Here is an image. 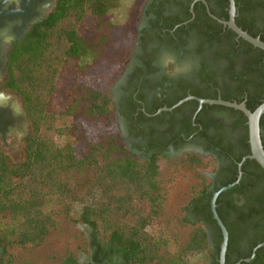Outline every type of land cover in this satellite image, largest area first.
<instances>
[{
  "label": "trees",
  "instance_id": "1",
  "mask_svg": "<svg viewBox=\"0 0 264 264\" xmlns=\"http://www.w3.org/2000/svg\"><path fill=\"white\" fill-rule=\"evenodd\" d=\"M163 1L179 4L181 12L165 15ZM163 1L156 10L147 12L154 11L156 15L150 29L146 30L148 37L160 44H174L183 52L186 36L194 32L195 50L201 58V66L195 74L202 83H210L212 91L199 87L191 88L190 93L184 90L171 101L150 105L148 113L156 112L163 105L171 107L189 94L218 98L213 95L217 88L222 99L245 101L251 111L261 105L264 102V50L238 38L234 31L224 30L222 24L211 19L202 3L194 6L195 20L184 24L192 16V0ZM235 1L241 12L236 19L238 25L253 36L260 35L264 41V28L255 25L256 17L264 23V0ZM118 4L119 0H57L47 18L13 42L8 57V78L1 89L9 88L20 95L31 130L18 159L13 158L0 141V258L3 264H14L9 253L15 244L45 239L55 223L56 209H61L60 214L68 222H82L93 229L88 246L96 263L118 254L121 257L118 264H147V260L156 257L165 264H220L223 234L213 217L211 200L217 190L237 180L238 163L251 154L248 118L241 110L210 104H204L196 115V122L203 126L207 149H213L229 161L222 166L216 182L202 173L210 162L214 165L211 172L218 171L214 157L187 153L173 161L176 168L191 170L201 180L200 188L194 187L183 208V221L195 228L189 240L173 253L171 237L154 236L147 231L158 213L151 202L159 198L162 191L159 158H166L158 154L165 145L153 139L154 130L149 133V146L155 148L152 156H141L128 148L110 91L86 78L93 68L86 58L97 57L92 40L85 39L76 28L54 33L70 14H76L79 19L85 13L103 17ZM215 43H218L216 48ZM208 49H211L210 58L203 56H207ZM123 60L124 56L120 63ZM71 62H74L73 80L68 85L66 106H54L51 100L45 99V84ZM142 97L141 93L131 97L130 106L137 107V100ZM198 105L196 100H189L175 110L184 106L196 110ZM215 110L232 118V128L240 133L238 151L229 136L217 140L208 135L209 127L223 126L221 120L212 116ZM123 112L129 115L128 110ZM137 117L144 121L148 115L140 112ZM100 127L109 128L111 132L94 136L91 131ZM63 136L67 137L65 143L59 141ZM261 136L264 144V115ZM242 170L240 182L223 191L217 199V211L229 232L226 264L251 257L253 248L264 242V235L256 234L257 228L261 225L264 228V168L249 158ZM105 214L128 216L133 224L130 227L116 225L108 231V238L101 239L95 217ZM64 264L81 263L70 254ZM240 264H264V245L256 250L252 260H242Z\"/></svg>",
  "mask_w": 264,
  "mask_h": 264
},
{
  "label": "flooded vegetation",
  "instance_id": "2",
  "mask_svg": "<svg viewBox=\"0 0 264 264\" xmlns=\"http://www.w3.org/2000/svg\"><path fill=\"white\" fill-rule=\"evenodd\" d=\"M161 1L163 0H146L144 3L142 19L137 30L135 45L116 82L115 90L112 93L113 104L117 113V121L119 122L122 137L128 148L141 156L153 155L155 148L149 146L151 137L149 133L155 130L152 135L154 137L153 139L165 145L164 149L159 150L158 156H164L166 159H180L187 153H195L203 158L214 157L219 166L218 171L210 175V179L216 182L222 172V166L229 160L223 156H219L213 149H207L206 147L208 145L205 136L202 135L203 126L196 122V115L204 104L200 106L197 99H190L196 100L199 103L196 110H194L192 106H184L180 110H175L181 105L180 104L172 110H163L159 112L161 108L168 107L163 105L158 108L156 112L148 113V108H151L150 105L158 104L159 102L163 104L169 100L171 101L184 90L190 93L191 88L199 87L204 90L209 89L212 91V85L210 83H202L195 74L201 66V58L195 50L194 32L186 36L187 42L183 45V52H180L174 44H160L148 37L146 30L150 29L151 20L154 19L156 15L154 11L150 13L147 12L149 9L156 10V8L160 7ZM171 1L174 2V0ZM176 1L183 2L186 0ZM164 2L165 1L162 3V8L164 9L165 15L170 16L181 12V6L179 4H173L170 1ZM196 3H202L211 19L216 23L222 24L224 30L230 29L234 31L222 22L230 19V0H192L190 7L192 16L189 20L185 21L184 24L195 20L196 15L194 13V6ZM56 4L57 0H0V92H8L14 96L20 97V95L9 88L1 89L8 78V57L13 42L22 38L33 25L47 18L51 12L54 11ZM235 6L236 21V19L241 16V12H239L236 1ZM225 13L227 15H225ZM255 15L257 14L255 13ZM226 16L228 19L225 18ZM198 22L201 23L200 20H198ZM255 23L257 27L264 28V23L260 18L256 17ZM166 31L165 29L163 30L164 33H166ZM170 31L174 32V30ZM257 37H260V35ZM238 38L241 37L238 36ZM217 46L218 43H215L213 47L216 48ZM210 50L211 49L205 51L207 52V56L204 54L203 56L210 58ZM161 52H171L182 59L186 58L191 60L195 66L194 70L179 78H169L158 63V57ZM139 93H141L143 97L137 100L138 106L132 108L130 106V98L137 97ZM213 93V95L218 96V98H222L219 88H217V90L215 89ZM191 95L192 94H189L188 96ZM20 99V109L13 106L11 102H0V141L4 147L9 137L18 142L21 141L23 144L24 139L31 130L23 100L21 97ZM124 110H128L129 115L125 114L123 112ZM164 111L166 112L165 114L159 115ZM131 112H133L132 116L130 115ZM140 112L147 113L148 118L144 121H139V117L135 118V116L140 115ZM212 116L217 120H221L223 126L220 128L213 126L209 127L207 131L208 135L214 136L217 140L229 136L238 151V138L240 133L238 130L232 128V118L226 116L224 112L219 110H215ZM197 127L198 129L196 130L195 128ZM142 131L144 132L140 133ZM217 149L219 148L217 147ZM241 202L243 203L244 199ZM256 234L260 236L264 235V228L262 225L257 228ZM260 244L263 246L264 242L258 245ZM258 245L253 248V252ZM120 261L121 257L118 254H113L110 257H104L97 263L92 258V255H90L88 259L79 262L81 264H118ZM0 264H3L1 258Z\"/></svg>",
  "mask_w": 264,
  "mask_h": 264
},
{
  "label": "rangeland",
  "instance_id": "3",
  "mask_svg": "<svg viewBox=\"0 0 264 264\" xmlns=\"http://www.w3.org/2000/svg\"><path fill=\"white\" fill-rule=\"evenodd\" d=\"M145 1L119 0L118 6L103 17L85 13L79 19L76 14H70L54 30V33L58 34L63 33V29L76 28L81 36L92 40L97 57L86 58L87 64H93L86 78L89 82L109 90L111 95L135 45ZM123 56L124 60L120 63ZM73 65L74 62L66 65L63 71H58L55 77L45 84V99L51 100L54 106H66L68 85L73 80ZM0 102H11L13 106L21 108L20 97L8 92H0ZM109 132L111 129L102 127L91 131L94 136ZM59 141L65 143L67 137L63 136L59 138ZM5 147L13 158L20 157L21 141L18 142L9 137ZM159 159L162 191L160 197L151 202L154 203L151 207L158 213L155 214L153 223L147 231L154 236L171 237L170 241H173L171 250L175 253L180 250L182 244L189 240L195 228L194 225L183 221V208L190 200L194 187H197V190L200 188L201 180L191 170L180 168V166L176 168L173 161L178 158L163 159L160 157ZM213 167L214 165L210 162L206 168L202 169L203 175L208 179H210ZM60 210L56 209L55 223L43 241L17 243L13 246L9 254L14 264H64L65 258L70 254L76 256L79 261L90 257L91 249L88 242L93 229L82 222H68L60 214ZM95 218L98 219L101 239L108 238V231L116 225L130 227L133 224L128 216L121 214H105ZM147 264H165V261L160 262V257H156L152 261L147 260Z\"/></svg>",
  "mask_w": 264,
  "mask_h": 264
},
{
  "label": "water",
  "instance_id": "4",
  "mask_svg": "<svg viewBox=\"0 0 264 264\" xmlns=\"http://www.w3.org/2000/svg\"><path fill=\"white\" fill-rule=\"evenodd\" d=\"M230 3H231L230 19L228 21H222V22L225 23L226 25H228L230 28H232L239 37L245 39L246 41L253 44L254 46L259 47V48L264 50V41L260 37H256V36L251 35L249 32H247L246 30L241 28L236 23V21H235V16H236L235 1L230 0ZM190 99H197L200 103V106H202L203 104H219V105L235 108V109L241 110L248 118L249 141H250V146H251V154L243 157L242 161H240L238 163V166H239L238 179L235 182L230 183L226 186H223L219 190H217L213 194V198L211 200V208H212V212H213V217L218 222V225L220 226V228L222 230V234H223V241L221 244V252H220L219 262H220V264H226V252H227L228 242H229V232H228L227 227L225 226L223 220L221 219V217L217 211V199L223 191H226V190L232 188L235 184H237L239 182V180L241 179L242 174H243V170H242L243 163L247 159H249V158L255 159L264 168V144H263L262 136H261V118L264 115V102L261 105H259L254 111H251L247 107L245 101H242V102L229 101V100H224L222 98H218V99L198 98V97L191 95V96H188V97L180 100L178 103H176L172 107L161 108L159 110V112L163 111V110H172L176 106H179L183 102L190 100ZM260 246H262V244L258 245L255 248L251 257L245 258L242 260H245V261L252 260V258L255 256L256 249ZM242 260L238 261L235 264H240V262Z\"/></svg>",
  "mask_w": 264,
  "mask_h": 264
},
{
  "label": "clouds",
  "instance_id": "5",
  "mask_svg": "<svg viewBox=\"0 0 264 264\" xmlns=\"http://www.w3.org/2000/svg\"><path fill=\"white\" fill-rule=\"evenodd\" d=\"M158 63L164 73L172 79L191 73L195 67L191 60L182 59L171 52H161L158 57Z\"/></svg>",
  "mask_w": 264,
  "mask_h": 264
}]
</instances>
